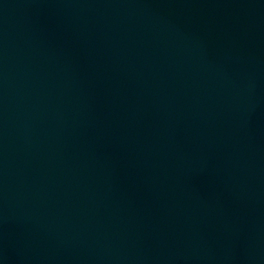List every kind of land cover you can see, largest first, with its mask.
I'll return each mask as SVG.
<instances>
[{
	"label": "water",
	"instance_id": "1",
	"mask_svg": "<svg viewBox=\"0 0 264 264\" xmlns=\"http://www.w3.org/2000/svg\"><path fill=\"white\" fill-rule=\"evenodd\" d=\"M0 117L264 172V0H0Z\"/></svg>",
	"mask_w": 264,
	"mask_h": 264
}]
</instances>
